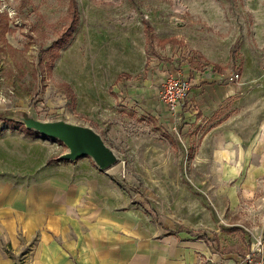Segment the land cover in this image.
Returning <instances> with one entry per match:
<instances>
[{"label":"rangeland","instance_id":"rangeland-1","mask_svg":"<svg viewBox=\"0 0 264 264\" xmlns=\"http://www.w3.org/2000/svg\"><path fill=\"white\" fill-rule=\"evenodd\" d=\"M76 2L77 26L57 48L68 0H0V179L32 183L67 151L10 121L87 127L115 164L68 162L107 175L98 185L134 227L122 235L138 240L141 264H228L215 252H264V0ZM159 62L174 64L162 73ZM228 70L241 73L240 86L224 83ZM177 82L188 97L172 108ZM37 238L9 252L13 264L31 263Z\"/></svg>","mask_w":264,"mask_h":264},{"label":"crops","instance_id":"crops-1","mask_svg":"<svg viewBox=\"0 0 264 264\" xmlns=\"http://www.w3.org/2000/svg\"><path fill=\"white\" fill-rule=\"evenodd\" d=\"M172 64L157 65L163 73ZM145 65L143 58L139 71ZM190 71L197 80L200 71ZM119 80L120 74L116 73L113 81ZM191 99L188 106L193 103ZM103 177L107 175H100L86 162L57 160L36 173L32 183H24L25 178L18 183L0 179V264H13L9 252H17L34 234L38 238L30 264H141L138 240L122 235L134 227L117 211L108 209L107 197L98 185L101 180L106 182ZM142 206L150 211L145 203ZM17 230L24 238L16 237ZM239 260L230 255L227 263L238 264Z\"/></svg>","mask_w":264,"mask_h":264},{"label":"water","instance_id":"water-1","mask_svg":"<svg viewBox=\"0 0 264 264\" xmlns=\"http://www.w3.org/2000/svg\"><path fill=\"white\" fill-rule=\"evenodd\" d=\"M22 124V122H21ZM25 127L38 134L60 141L67 151L60 156V160L74 161L88 157L99 170H105L115 164L116 156L93 130L82 126H71L64 123L42 124L35 123Z\"/></svg>","mask_w":264,"mask_h":264},{"label":"trees","instance_id":"trees-1","mask_svg":"<svg viewBox=\"0 0 264 264\" xmlns=\"http://www.w3.org/2000/svg\"><path fill=\"white\" fill-rule=\"evenodd\" d=\"M78 18H79V13H78V7H77V2L76 0H68V6H67V11H66V19H67V26H66V31L64 33L61 34V37L57 40L56 42V47L59 48V46L65 41L67 40V38L71 35V33L75 30L77 23H78ZM65 39V40H64ZM168 42V40H164V41H160V44H164ZM58 55V51H54V53H52V58L54 59L55 57H57ZM62 87L66 88V91L69 93V95L71 96V98L74 99V94L72 92V90L70 89V87L68 86V84L62 83L61 84ZM9 123H13L11 124L12 126H8V128L12 129V130H20L22 133L29 135V136H34V137H39L41 136L40 134H38L37 132H34L32 130H28L25 129L23 127V125L19 124V123H15V122H9ZM140 203L143 205L144 203H146V205L148 206L149 210L151 212H155L152 208H150L149 204L147 201H145L143 198H140ZM169 229V228H168ZM182 231V230H179ZM187 234L189 235H193L191 232L186 231ZM195 236L201 240H203L205 243H209L210 241H212V239L210 238V236H208L207 234H195ZM217 255L220 256H234L236 259L241 260V258L244 256L243 254H236L233 250H224L221 252L216 251L215 252Z\"/></svg>","mask_w":264,"mask_h":264},{"label":"built area","instance_id":"built-area-1","mask_svg":"<svg viewBox=\"0 0 264 264\" xmlns=\"http://www.w3.org/2000/svg\"><path fill=\"white\" fill-rule=\"evenodd\" d=\"M241 79H242L241 73L238 70H228L223 80L225 84L240 86ZM187 92H188V85L187 84L180 85L177 82L176 98L169 97L167 101L171 103L172 108H175L179 104V101H182L184 98L188 97ZM238 264H264V252L257 245L255 249H252L249 252H247L241 258Z\"/></svg>","mask_w":264,"mask_h":264}]
</instances>
